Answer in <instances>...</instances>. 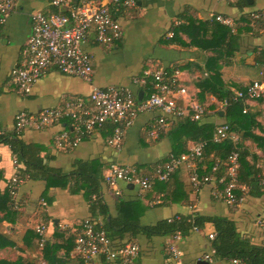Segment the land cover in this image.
Here are the masks:
<instances>
[{
	"label": "crops",
	"instance_id": "0c3cea01",
	"mask_svg": "<svg viewBox=\"0 0 264 264\" xmlns=\"http://www.w3.org/2000/svg\"><path fill=\"white\" fill-rule=\"evenodd\" d=\"M51 10V0H16L0 30L1 131H14V117L19 111L35 113L59 106L68 98H86L94 87H126L136 95L137 101H142L149 96V84L140 86L133 79L145 71L178 70L179 82L187 91L186 96L177 98V103L183 105L189 101H214L208 89L235 90L239 85L259 80L264 70V18L251 21L249 17L250 12H264V0H247L245 4L229 0H134L132 9L116 17L122 37L112 47L96 44L92 35L83 45L92 55L91 82L51 69L34 83L28 95L19 94L10 82V73L21 60V50L31 30L32 13ZM216 14L231 18L235 29L215 21ZM173 28L174 38H167L166 33ZM227 28L230 35L223 41ZM209 67L220 73L215 80L207 75ZM205 79H208L206 84ZM248 106L256 120L264 122V103L258 106L253 100ZM160 115L159 110L139 112L127 128L119 149L109 144L111 129L106 123L83 137L74 148L66 150L55 148L53 137L62 129L70 130L67 122L39 130L25 129L20 139L41 148L46 165L66 176L79 161L99 169L102 175L100 196L112 218L122 213L140 226H151L192 213L225 216L235 222L242 236L264 247V227L256 223V219L264 215V191L258 196L245 195L243 203L232 208L214 195L212 182L194 190L187 165L176 170L166 184L155 182L148 190L118 181L114 190L119 194H116L104 183L103 176L113 164L133 166L140 173H147L167 160L174 138L178 137H173L172 125L156 138L148 135ZM201 120L203 123L220 122L213 110ZM181 135L184 146L189 148L192 141L186 139V134ZM249 147L255 155L262 154L254 144ZM14 160L8 146L0 145V264H36L38 256L43 255L42 248H46L43 250L46 264H84L74 250V235L84 220L101 222L102 218L91 216L89 200L82 190L73 191L66 185L52 186L45 191L43 179H24L15 194L18 211L8 212L2 194L16 173ZM41 200L47 205L43 206ZM42 223L46 226V241L40 248L35 227ZM210 233H214L213 226L206 223L201 229L180 236L175 242L180 255L173 259L168 248L173 241L172 234L140 232L133 238L139 246L135 264H233L230 259L215 255ZM91 264L112 262L99 255Z\"/></svg>",
	"mask_w": 264,
	"mask_h": 264
},
{
	"label": "built area",
	"instance_id": "2783aa9c",
	"mask_svg": "<svg viewBox=\"0 0 264 264\" xmlns=\"http://www.w3.org/2000/svg\"><path fill=\"white\" fill-rule=\"evenodd\" d=\"M15 1L0 0V30L13 10ZM51 6L52 10L48 13H32L31 30L21 50V60L10 73V82L19 94L28 95L34 83L51 69L91 82L92 55L83 49V45L92 35L96 44L112 47L122 37L116 17L132 9L134 0H51ZM249 17L251 21H255L264 18V12L253 11ZM213 19L231 30L235 29V24L229 17L216 14ZM173 35L172 29L166 33L167 38ZM178 75L176 69H157L152 72L145 71L141 76L135 77L134 83L140 86L149 84L150 87L149 96L142 101H137L136 95L126 87H94L86 98H68L59 106L44 108L35 113L19 111L14 117V133L20 134L25 129L39 130L67 122L70 130L62 129L53 137L54 147L66 150L74 148L83 137L91 135L106 123L112 127L108 142L113 148L119 149L127 128L132 125L139 112L159 110L162 115L155 119L148 130V135L156 138L174 118L189 116L190 120L197 122L208 114L205 107L198 103H177V98L187 95ZM259 98H264V82L253 80L244 90H237L228 98L220 100L219 108L223 111L233 102L242 100L248 104ZM245 110L246 108L243 109ZM228 138L237 140V137L229 132L227 124H216L212 139L221 142ZM204 145V142L193 143L185 153L178 156L170 154L167 160L156 164L147 173H140L133 166L113 164L103 176L104 183L113 190L118 181L136 184L142 190H148L154 182L167 181L171 174L181 166L187 165L190 182L194 190H198L201 185L214 181L213 172L217 168L216 165L213 166L206 175L197 172L195 160L201 157ZM14 162L16 173L8 181L7 191L18 206L15 194L24 179L18 175V162ZM238 168V151L233 150L227 159L225 176L216 180L222 187H216L214 191L217 198L232 208L239 207L245 200L244 187L239 188L238 185ZM114 192L119 194L118 191ZM41 204L47 205L44 200H41ZM256 223L259 227H264V215L258 217ZM45 231L46 226L43 223L35 227L40 248L46 241ZM172 235L173 241L169 243L168 248L171 257L177 259L180 252L175 242L181 235L178 232ZM208 236L213 239L214 233ZM73 242L74 250L84 264H91L94 257L99 255L105 256L112 264H135L139 253L136 242H127L120 248L113 249L98 220H84L75 233ZM231 261L233 264H245L241 259Z\"/></svg>",
	"mask_w": 264,
	"mask_h": 264
},
{
	"label": "trees",
	"instance_id": "16d2710c",
	"mask_svg": "<svg viewBox=\"0 0 264 264\" xmlns=\"http://www.w3.org/2000/svg\"><path fill=\"white\" fill-rule=\"evenodd\" d=\"M247 0H235L245 4ZM173 28V32H174ZM230 35L227 28L224 31L223 41ZM171 37L172 39L174 38ZM222 42L220 43V45ZM210 79L215 80L220 76L219 71L214 67L207 68ZM170 71V70H168ZM259 82H264V70L260 74ZM252 82V81H251ZM250 82V83H251ZM204 83H208L205 79ZM239 85L235 90L223 87L208 89V93L214 97V101L198 103L205 107L207 111L213 110V115L220 119L217 124H227L229 132L237 137L236 141L225 139L215 142L212 135L215 123H203L192 121L189 116L174 118L171 120L172 130L175 137L173 142L172 155L178 156L188 151L185 140L181 139V134H186V139L193 143L204 142L201 157L195 160L197 172L200 175L210 173L213 166H217L213 172V186H222L216 180L226 174L227 159L231 151L237 150L239 155V168L237 172L239 188L244 187L245 195L258 196L264 191V122L256 120L254 113L250 112L248 104L239 100L231 103L225 110L219 108L220 100L228 98L237 90H244L246 86ZM257 105L264 103V98L254 100ZM246 108L245 111L243 109ZM110 125V129H111ZM249 142V144H247ZM261 150L260 156L250 151V145ZM0 145H6L10 149L14 159L18 162V175L23 179H43L45 181V191L52 186H71L73 191L82 190L89 200V210L93 218L101 217V227L105 230L109 239L110 246L118 249L127 242H133V238L138 233L169 235L176 232L181 236L186 235L192 230L201 229L206 223L213 226L214 238L211 240V247L217 257L226 259H241L245 264H264V247L251 243L248 237L242 236L233 220L225 216H203L199 213L181 215L172 220H162L151 226H140L138 222L120 213L117 217L109 216L107 206L100 196L102 184L101 171L88 162H76L74 170L70 175L62 174L60 170L46 165L44 157L41 155V148L34 144H27L20 139V134L5 132L0 130ZM174 174V173H173ZM171 174L170 178L173 176ZM170 178L162 182L166 184ZM104 181V180H103ZM158 182V181H157ZM73 183V184H70ZM155 183V182H154ZM153 183V184H154ZM240 193V189L238 191ZM5 201V208L10 211H18V207L12 200L8 191L2 194ZM130 235V237L128 236ZM37 236V235H36ZM37 242L39 238L37 236ZM38 245V244H37ZM44 249L43 255L38 256L36 264L45 263ZM41 253V254H42Z\"/></svg>",
	"mask_w": 264,
	"mask_h": 264
},
{
	"label": "water",
	"instance_id": "95a60500",
	"mask_svg": "<svg viewBox=\"0 0 264 264\" xmlns=\"http://www.w3.org/2000/svg\"><path fill=\"white\" fill-rule=\"evenodd\" d=\"M130 185H132V184H130Z\"/></svg>",
	"mask_w": 264,
	"mask_h": 264
}]
</instances>
